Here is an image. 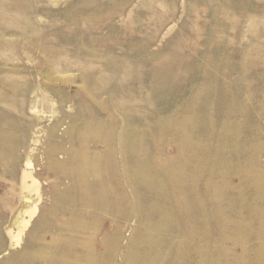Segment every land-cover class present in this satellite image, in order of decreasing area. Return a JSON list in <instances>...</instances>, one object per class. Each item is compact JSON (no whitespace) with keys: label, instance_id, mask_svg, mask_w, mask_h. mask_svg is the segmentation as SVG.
Masks as SVG:
<instances>
[{"label":"rangeland","instance_id":"374dc122","mask_svg":"<svg viewBox=\"0 0 264 264\" xmlns=\"http://www.w3.org/2000/svg\"><path fill=\"white\" fill-rule=\"evenodd\" d=\"M0 264H264V0H0Z\"/></svg>","mask_w":264,"mask_h":264},{"label":"bare ground","instance_id":"6f19581e","mask_svg":"<svg viewBox=\"0 0 264 264\" xmlns=\"http://www.w3.org/2000/svg\"><path fill=\"white\" fill-rule=\"evenodd\" d=\"M26 166H27V164H26ZM24 167H25V165H24ZM21 177H22V182H23V186H24L23 188L29 194H31L33 192V194L36 195V197H38L39 195H38L37 182L31 177L30 171H27V169H24L21 173ZM27 179L30 180L29 181L30 183L26 182ZM23 188H22V190H23ZM20 202H21L20 205L18 204L19 207L16 209L15 213L12 214V216H11L10 224L7 227H5V232L9 238V242H10L9 246L10 247H14V246L18 245V243L20 242V236L23 234L22 232L24 231V229L29 224V219L31 217H33V215L36 214L35 212L37 211L35 208L36 204L30 205L28 203L29 201H27V203H25L24 200H21ZM13 227L15 228V230H13L14 229ZM198 255H200V254H198Z\"/></svg>","mask_w":264,"mask_h":264}]
</instances>
